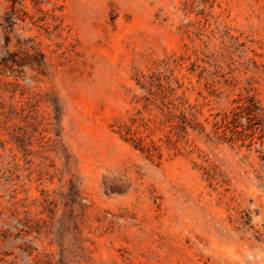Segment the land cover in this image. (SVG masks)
<instances>
[{
    "label": "rangeland",
    "instance_id": "rangeland-1",
    "mask_svg": "<svg viewBox=\"0 0 264 264\" xmlns=\"http://www.w3.org/2000/svg\"><path fill=\"white\" fill-rule=\"evenodd\" d=\"M8 36L46 74L0 71V264H264V0H0Z\"/></svg>",
    "mask_w": 264,
    "mask_h": 264
},
{
    "label": "trees",
    "instance_id": "trees-1",
    "mask_svg": "<svg viewBox=\"0 0 264 264\" xmlns=\"http://www.w3.org/2000/svg\"><path fill=\"white\" fill-rule=\"evenodd\" d=\"M9 22V25L13 29L14 21L11 20ZM6 40L7 48L5 49L4 53L0 52V71L2 73H22L25 72V67L30 66L39 74H46V62L44 60V55L35 45L32 44L31 39L26 40V42L24 43L19 41L20 48L17 52L11 51L9 49V45L11 42L10 36H8ZM50 100L53 104L54 119L57 122L60 119L62 107L59 104V100L57 98L51 97ZM245 107L251 110V106L245 105ZM260 110L261 117H264V110L262 108H260Z\"/></svg>",
    "mask_w": 264,
    "mask_h": 264
}]
</instances>
